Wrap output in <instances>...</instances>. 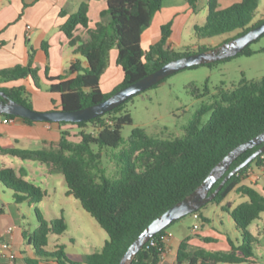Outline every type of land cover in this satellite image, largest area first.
I'll list each match as a JSON object with an SVG mask.
<instances>
[{
	"label": "trees",
	"instance_id": "16d2710c",
	"mask_svg": "<svg viewBox=\"0 0 264 264\" xmlns=\"http://www.w3.org/2000/svg\"><path fill=\"white\" fill-rule=\"evenodd\" d=\"M91 1L84 2L77 13L61 12L62 17L68 16L62 31L75 53L86 59V69L73 64L70 73H77L73 79L50 77L47 70L48 84L42 87L39 68L33 66L35 51L29 47L28 64L0 70V84L30 79L38 89L60 95L61 109L77 111L105 101L173 60L213 49L205 46L196 50L191 46L185 47L184 52L172 49L169 41L173 34V22L161 26L160 40L148 50L143 49V34L169 0H108L107 9L101 14L103 20L94 29L89 28ZM186 1L195 12L199 0ZM260 2L241 0L220 9L219 0H209L206 23L195 27L196 38L204 41L237 33L235 37L228 38V42L261 25L264 19L255 22ZM80 27L87 31V40L77 35ZM114 48L118 50L117 65L121 67L124 79L113 92L107 94L101 89V78L109 66L110 53ZM253 54L248 47L238 56ZM193 89L198 91L196 87ZM0 91L6 93L10 100L34 110L31 94L24 86L2 87ZM1 101L3 98L0 97ZM129 101L91 121L57 123L60 127L69 128L61 130V139L56 144L42 149L15 147L0 150L5 156L45 164L51 175H63L68 188L67 196L78 200L109 237L101 251L87 255L83 263L73 261L65 254L63 246L47 251L49 237L63 235L67 231L64 216L47 221L36 211L39 226L33 235L25 236L35 250L36 259H25L26 264H120L129 247L156 218L197 190L233 149L264 132V78L246 80L232 90H222L218 101L204 106L199 115L212 112L209 124L199 128L198 118L183 138H153L143 129L136 128L131 137L130 165L120 180L113 181L106 176L102 156L106 148L120 147L123 128L133 124L130 113L121 114ZM21 119L27 124L37 123ZM72 128L80 130L78 136L72 134ZM89 128L91 130L87 131ZM77 137L79 141L75 140ZM259 148L240 156L229 172ZM253 166L264 170V153L231 177L211 202L220 205L232 192L248 197L246 203L237 206L227 203L222 208L233 219L242 237V245L236 247L230 242V251L213 252L192 248L190 238H187L179 246L177 264H254L252 245L257 239L251 235L249 227L264 214V186L263 190H259L244 183ZM224 178L216 183L211 193ZM0 183L14 193L17 204L36 205L47 197V192L25 181L11 168L0 167ZM204 208L195 214L202 215ZM202 219L204 223L209 222L204 216ZM172 225L150 240L132 264H160V249L165 248L163 238ZM152 241L156 242V246L148 248ZM204 241L213 240L204 238Z\"/></svg>",
	"mask_w": 264,
	"mask_h": 264
},
{
	"label": "rangeland",
	"instance_id": "374dc122",
	"mask_svg": "<svg viewBox=\"0 0 264 264\" xmlns=\"http://www.w3.org/2000/svg\"><path fill=\"white\" fill-rule=\"evenodd\" d=\"M209 0H199L197 10L188 11L185 14L183 4L186 0H169L162 16H158L152 22V29L173 22L172 42L174 50L184 52L185 47L191 46L196 50L199 46L216 48L226 42L230 37H235L237 33L198 41L195 35V27L203 26L206 23L208 14ZM180 16L186 15L182 19L179 28H175V20ZM264 15V0H261L257 16ZM154 17V18H155ZM167 19H169L167 21ZM262 18L256 17L255 22ZM167 21V22H164ZM150 43L144 42L142 45L146 51ZM254 52L252 56L240 55L230 58L227 61L209 65L198 66L183 70L170 76L160 85L151 88L129 101L121 114L130 113L133 119L132 125H127L122 130V143L118 149L106 148L103 151L102 165L106 171L107 178L117 181L122 178L123 173L130 165L131 158V137L136 128L143 129L147 135L159 139L183 138L187 134V129L199 118V128L207 126L212 118V112L205 115H199L204 106H211L220 99L222 90H232L239 86L243 81H259L264 78V36L257 42L249 46ZM113 50H117L114 48ZM110 61V60H109ZM42 87L44 86L41 83ZM198 88L196 92L193 88ZM208 90V93L206 92ZM46 91L45 89H42ZM34 107V105H33ZM34 110H37L34 107ZM120 114V115H121ZM68 129L64 127V130ZM90 131L91 129H86ZM72 134H79L77 128L71 129ZM79 141L80 138L75 139ZM22 146H19L21 148ZM36 147V146H32ZM11 162H6L7 167H13L18 176L20 169L27 172L25 181L40 187L47 192V197L39 204H36L32 215L27 216V225L17 228L19 237H22L24 227L27 233L26 237L31 236L39 226L36 211H38L47 221H51L64 216L67 222V231L63 235H51L49 238V247L47 251H53L55 246L65 247V254L73 261L84 262L87 255L99 252L109 239L108 234L103 230L95 219L87 213L80 202L74 197L65 195L68 190L63 175H51L45 164L32 161H23L15 157H8ZM244 183L263 190L264 170H258L255 166L249 171ZM228 202H233L235 206L248 202V197L232 192L223 202L225 206ZM25 208L28 205H24ZM203 215L211 220V225L205 229L212 228L213 231L205 234L204 238H210L213 241L206 242L202 238V244L194 249H204L206 251H226L230 249L231 243L239 247L242 245V237L237 231L233 219L229 214L220 211L216 204L209 203L203 210ZM222 215V219L218 218ZM264 214L261 219L255 221L250 227L251 235L260 241V244L254 242L253 262L264 264V235L260 236L257 227L264 229ZM201 224L200 220L195 219L194 214L182 218L173 224L168 231L175 234L177 239H184L187 235H193L194 226ZM16 228V227H15ZM238 241V242H237ZM231 242V243H230ZM224 264V263H221ZM247 264V263H244Z\"/></svg>",
	"mask_w": 264,
	"mask_h": 264
},
{
	"label": "crops",
	"instance_id": "0c3cea01",
	"mask_svg": "<svg viewBox=\"0 0 264 264\" xmlns=\"http://www.w3.org/2000/svg\"><path fill=\"white\" fill-rule=\"evenodd\" d=\"M86 1L0 0V70L17 65L26 66L29 62V47H31L35 51L33 66L39 68V75L45 86L48 84L46 80L47 70L50 77L75 78L77 73H70L71 66L76 64L78 67L86 69L88 63L82 55L76 54L74 48L69 45V39L62 31V26L66 23L68 16L62 17L61 12L65 10L69 14L77 13L80 6ZM239 2L241 0H219V6L220 9H226ZM107 3L108 0H93L90 2L88 14L90 29H94L98 23L102 22L101 14L107 9ZM25 4H27V7H25ZM186 8L188 11L191 10L188 3L183 4L185 14H188ZM165 11L163 9L159 12V16H162ZM176 16H178L175 20V28L177 29L183 23L182 19H186L184 18L186 15L181 17L180 13H177ZM157 17L154 19H157ZM257 17L264 19V15ZM28 26L31 29H28ZM160 31L159 29H152L151 25L143 34L142 45L145 41L150 43L149 47L157 43L161 38ZM77 35H80L84 40L89 37L87 31L82 27L79 28ZM172 39L173 37H171L169 43L174 49ZM117 57L118 50H112L109 66L101 78V89L107 94L113 92L124 79L123 71L117 65ZM13 86H24L31 94L33 105L37 110L48 112L61 109L60 95L38 89L30 79L0 84V88ZM63 129L64 127H60L57 123L37 122L27 124L20 117L17 118L14 124L6 125L2 122V117L0 116V135H2L0 150L19 146L24 149H42L50 144L58 143L61 139V130ZM8 157L11 156L2 155L0 152V167L15 170L13 167H7L6 162L13 164V161ZM19 172V175L26 178L27 172L23 168ZM65 195L67 196V190ZM228 203H232L235 206L233 202ZM26 204L28 205L27 208L24 206ZM35 207V204H17L14 199V193L0 183V264H26L25 259H36L34 248L28 243L24 235L27 233L26 228L24 227V231H22V237H19L17 233L19 226L23 228V226L27 225V216L34 213ZM217 207L220 211L226 213L222 209L223 203L217 205ZM198 216L199 219H195L200 220L201 224L195 226H199V229L195 230L194 226L192 230L196 237L187 235L182 240L177 239L173 232H167L170 237L165 243V258L160 264H177V254L182 241L190 238L189 243L192 248H198L197 246L202 244V238L204 239L205 234L213 231L212 228H209V230L205 229L206 226L211 225V220L203 213ZM202 216L206 217L209 222L204 223ZM218 218L222 219V215H219ZM10 229H12V232L9 231ZM257 229L260 236L262 233L264 235V229L263 232L261 227L258 226ZM5 242L11 245V252L15 254V260L13 261L2 256V246ZM256 242L260 244L258 239ZM229 247L230 249L226 251L232 249L230 244Z\"/></svg>",
	"mask_w": 264,
	"mask_h": 264
},
{
	"label": "water",
	"instance_id": "95a60500",
	"mask_svg": "<svg viewBox=\"0 0 264 264\" xmlns=\"http://www.w3.org/2000/svg\"><path fill=\"white\" fill-rule=\"evenodd\" d=\"M264 36V23L252 28L248 32L231 39L217 48L184 56L173 60L157 71L147 75L136 83L122 88L105 101L77 111H64L55 109L48 112H39L29 109L22 104L10 100L6 93L0 91V115L16 116L33 122L45 123H81L101 117L125 104L133 97L155 87L166 78L183 70L221 62L243 53L250 45ZM260 147L239 167L230 171L232 164L247 151ZM264 153V132L251 140L237 146L212 170L204 183L185 199L175 204L164 214L156 218L133 242L124 255L120 264H132L136 255L144 249L145 245L158 233L168 228L174 222L197 213L209 203L213 202L225 183L240 170L251 164L258 156ZM225 176L220 186L211 193L216 183Z\"/></svg>",
	"mask_w": 264,
	"mask_h": 264
},
{
	"label": "built area",
	"instance_id": "2783aa9c",
	"mask_svg": "<svg viewBox=\"0 0 264 264\" xmlns=\"http://www.w3.org/2000/svg\"><path fill=\"white\" fill-rule=\"evenodd\" d=\"M28 29H31L30 26H28ZM2 117V122L6 125H10V124H14L15 121L17 120V118H12V117H7V116H1ZM195 215V218L199 219V216L197 214H194ZM199 229V226H195V230H198ZM10 232H12V229L9 230ZM170 237V234L167 233L166 236H164L163 240H164V243H166L167 239ZM153 246H156V242L155 241H152L150 243V245L148 246V248L150 247H153ZM161 251V261L165 258V248L164 249H160ZM2 256L3 257H6L10 260H15V254H13L11 252V245L8 244V243H4L3 246H2Z\"/></svg>",
	"mask_w": 264,
	"mask_h": 264
},
{
	"label": "flooded vegetation",
	"instance_id": "af4514ba",
	"mask_svg": "<svg viewBox=\"0 0 264 264\" xmlns=\"http://www.w3.org/2000/svg\"><path fill=\"white\" fill-rule=\"evenodd\" d=\"M219 47V46H218ZM217 48V47H216Z\"/></svg>",
	"mask_w": 264,
	"mask_h": 264
}]
</instances>
